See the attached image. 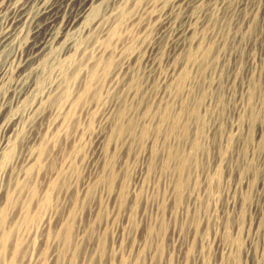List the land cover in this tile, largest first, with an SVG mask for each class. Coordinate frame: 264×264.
Instances as JSON below:
<instances>
[{
	"label": "rangeland",
	"instance_id": "rangeland-1",
	"mask_svg": "<svg viewBox=\"0 0 264 264\" xmlns=\"http://www.w3.org/2000/svg\"><path fill=\"white\" fill-rule=\"evenodd\" d=\"M54 2L0 0V264H264V0Z\"/></svg>",
	"mask_w": 264,
	"mask_h": 264
},
{
	"label": "bare ground",
	"instance_id": "bare-ground-1",
	"mask_svg": "<svg viewBox=\"0 0 264 264\" xmlns=\"http://www.w3.org/2000/svg\"><path fill=\"white\" fill-rule=\"evenodd\" d=\"M64 0H55V2H54V4H51V5H49L48 7H46L45 8V11H44V15H45V17H46V19H48V22L49 21H53L54 20V18H55V12H56V10H58L59 9V7H61L60 6V3L61 2H63ZM69 1V0H68ZM82 1H87V0H79V3L80 2H82ZM71 2V1H70ZM53 3V2H52ZM56 15H57V13H56ZM46 22V21H45ZM44 24V23H43ZM46 24H48V23H46ZM45 24V25H46ZM51 25V24H50ZM53 25V24H52ZM43 25L41 24V27H42ZM39 27V26H38ZM51 27V26H50ZM40 29V28H39ZM49 30V29H48ZM36 31V30H35ZM34 31V32H35ZM45 31V30H44ZM40 32V31H39ZM46 32V31H45ZM47 34V33H46ZM38 35V34H37ZM45 35V34H44ZM41 43V42H40ZM40 43H38V44H40ZM35 44V43H34ZM36 45H37V43H36ZM37 47V46H36ZM35 47V48H36ZM31 48V47H30ZM34 51V50H33Z\"/></svg>",
	"mask_w": 264,
	"mask_h": 264
}]
</instances>
